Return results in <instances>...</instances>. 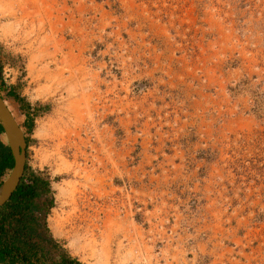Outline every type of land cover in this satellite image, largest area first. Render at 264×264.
<instances>
[{
  "label": "rangeland",
  "instance_id": "obj_1",
  "mask_svg": "<svg viewBox=\"0 0 264 264\" xmlns=\"http://www.w3.org/2000/svg\"><path fill=\"white\" fill-rule=\"evenodd\" d=\"M0 67L34 264H264V0H0Z\"/></svg>",
  "mask_w": 264,
  "mask_h": 264
},
{
  "label": "trees",
  "instance_id": "obj_2",
  "mask_svg": "<svg viewBox=\"0 0 264 264\" xmlns=\"http://www.w3.org/2000/svg\"><path fill=\"white\" fill-rule=\"evenodd\" d=\"M1 75V67H0ZM5 90L3 82L0 81V91ZM14 88L6 93L9 97L20 103V98L14 92ZM29 106L27 107V109ZM25 131L29 134L32 131L33 121L25 117ZM3 129L0 126V185L2 177L12 169L13 158L9 148L1 142ZM28 143V139H25ZM26 171V167H25ZM25 174L21 178L16 190L12 193L9 201L0 207V263L1 264H34L33 257L35 249L26 241V238L35 235L34 227L28 221L37 226L30 212L39 210L35 199L41 198L44 194L50 193L49 182L39 176H31L30 181L25 183ZM53 264H80L70 258L62 259Z\"/></svg>",
  "mask_w": 264,
  "mask_h": 264
},
{
  "label": "water",
  "instance_id": "obj_3",
  "mask_svg": "<svg viewBox=\"0 0 264 264\" xmlns=\"http://www.w3.org/2000/svg\"><path fill=\"white\" fill-rule=\"evenodd\" d=\"M0 126L3 129L7 147L13 158V167L0 185V207H2L9 201L12 193L20 183L25 167L26 143L20 127L5 106L1 96Z\"/></svg>",
  "mask_w": 264,
  "mask_h": 264
},
{
  "label": "clouds",
  "instance_id": "obj_4",
  "mask_svg": "<svg viewBox=\"0 0 264 264\" xmlns=\"http://www.w3.org/2000/svg\"><path fill=\"white\" fill-rule=\"evenodd\" d=\"M5 72V71H4ZM3 72V73H4ZM2 73V75H0V80H1V82H3V84H4V88H5V92L3 91V89H2V91H0V96H1V98H2V100H3V102L5 103V106L7 105L6 104V101H5V99L6 98H4V95H3V93H7L8 92V90L9 91H11V88L13 89L14 88V90H15V87L14 86H12V85H9V86H7V84H6V82H4V80L2 79L3 77H4V74ZM15 92V91H14ZM7 95V94H6ZM7 96H9V95H7ZM7 107V106H6ZM28 110H33L31 107H29L28 108ZM11 114V113H10ZM27 114V113H26ZM12 115V114H11ZM28 116V115H27ZM12 117H13V119L15 120V118H14V116L12 115ZM31 119H32V116L30 117ZM26 119V118H25ZM25 121V120H24ZM32 121H33V119H32ZM15 122H17L16 120H15ZM18 124V126H19V123H17ZM20 127V126H19ZM20 129H21V127H20ZM21 131H22V129H21ZM22 133H23V135H24V138L25 139H27L26 137H25V134H24V132L22 131ZM4 139H5V137H4V134H3V136H2ZM2 137H1V142L4 144V145H6L7 146V144H6V139H5V142H3L2 141ZM25 143H26V140H25ZM28 146V143H26V147ZM26 167V166H25ZM25 167H24V172H23V175H22V177L24 176V173H25ZM10 171V170H9ZM9 171L2 177V179H1V183H2V181H3V179H5V176L9 173ZM21 177V178H22Z\"/></svg>",
  "mask_w": 264,
  "mask_h": 264
},
{
  "label": "bare ground",
  "instance_id": "obj_5",
  "mask_svg": "<svg viewBox=\"0 0 264 264\" xmlns=\"http://www.w3.org/2000/svg\"><path fill=\"white\" fill-rule=\"evenodd\" d=\"M7 106V105H6ZM8 109V108H7ZM9 110V109H8ZM10 112V111H9ZM11 113V112H10ZM55 187V190H56V193H57V198L59 199V198H61V197H63L64 195H65V190L61 187V186H59V185H56V186H54ZM56 217H57V215H56ZM49 223H50V225H51V228H52V231H53V234L55 235V236H59V232H58V226H57V221L55 220V218H50L49 219ZM57 227V228H56ZM90 242V241H89ZM75 244V242L73 241L72 243H71V246H73ZM88 247V246H87ZM78 253V252H77ZM76 254V253H75ZM80 259V258H79ZM84 260V259H83ZM80 261V260H79ZM87 263V262H86ZM93 264H100V263H98V261H96L95 263H93Z\"/></svg>",
  "mask_w": 264,
  "mask_h": 264
},
{
  "label": "crops",
  "instance_id": "obj_6",
  "mask_svg": "<svg viewBox=\"0 0 264 264\" xmlns=\"http://www.w3.org/2000/svg\"><path fill=\"white\" fill-rule=\"evenodd\" d=\"M44 91H47V93H46V95L44 96V95H42V92H41V94H39V95H35V98L36 99H40V98H44V97H46L49 93H50V90H48V89H46V90H44ZM32 116V114H28V117H31ZM25 116H24V119H23V124L25 123ZM25 125V124H24ZM32 129H33V127H32ZM33 132V130L29 133V134H31Z\"/></svg>",
  "mask_w": 264,
  "mask_h": 264
},
{
  "label": "built area",
  "instance_id": "obj_7",
  "mask_svg": "<svg viewBox=\"0 0 264 264\" xmlns=\"http://www.w3.org/2000/svg\"><path fill=\"white\" fill-rule=\"evenodd\" d=\"M3 74H4V76H5V72H4ZM2 79L4 80V82H6V81H5V78H2ZM0 81H1V80H0Z\"/></svg>",
  "mask_w": 264,
  "mask_h": 264
}]
</instances>
